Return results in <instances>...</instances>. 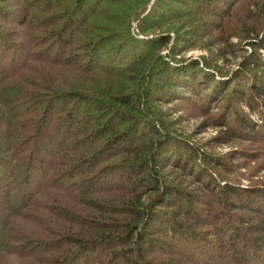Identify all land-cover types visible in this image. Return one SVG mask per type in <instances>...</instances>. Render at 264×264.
I'll list each match as a JSON object with an SVG mask.
<instances>
[{
    "label": "trees",
    "instance_id": "trees-1",
    "mask_svg": "<svg viewBox=\"0 0 264 264\" xmlns=\"http://www.w3.org/2000/svg\"><path fill=\"white\" fill-rule=\"evenodd\" d=\"M188 2L209 0H0V264H264V206L257 201L264 188L220 185L225 174L211 165V195L202 200L208 220L194 206L200 196L163 180L168 166L192 173L200 164L191 150L173 160L169 134L159 139L160 112L150 104L179 96L182 68L176 72L159 55L171 37L147 32L189 14L182 12ZM232 2L215 25L221 34ZM12 3L22 16L10 18ZM252 16L264 24V9ZM197 19H187L195 23L191 35ZM11 23L19 29H3ZM245 34L263 59L264 33ZM253 63L256 70L263 62ZM155 71L168 80L152 81ZM220 83L214 79L209 96L220 87L221 122L230 128L237 121V135H259L233 107L247 98L251 110L259 103L264 110V88ZM190 84L200 90L195 77ZM235 210L251 214L243 219Z\"/></svg>",
    "mask_w": 264,
    "mask_h": 264
},
{
    "label": "rangeland",
    "instance_id": "rangeland-1",
    "mask_svg": "<svg viewBox=\"0 0 264 264\" xmlns=\"http://www.w3.org/2000/svg\"><path fill=\"white\" fill-rule=\"evenodd\" d=\"M230 1L234 3L232 18H224L227 33L221 34L219 30H216L215 25L229 12L225 10L228 9L227 4ZM209 2L211 5L207 4ZM209 2L200 4L199 6L196 3L188 2L190 7L183 6L182 12L186 11L189 14L181 17L177 21L163 23L159 28L157 27L147 32L148 38L161 33H165L171 37L169 43L161 48L159 55L164 56L169 67L178 68L176 72L179 71V68H182V71L178 73L179 84L177 93L179 96L177 98H169L164 95L163 102L150 104L153 110H155V113L160 112L154 116L155 128L160 130L161 134L159 139H163L165 134H169L170 141L167 149L173 160L178 157L176 154L183 158L191 150L194 154L198 155L197 157L199 159L197 163L200 164V170L198 171L196 168V171L192 173H190L189 169L168 166L163 172V180L165 182L171 181L174 185L181 186L182 189L184 188V191L192 192L200 196V203L194 206L198 208L199 212L202 213V217L205 219L208 218L203 213L202 200H204L203 197L208 198L209 194L211 195V182L206 176L208 173L211 175V165L216 170L219 168L221 174H225V180L218 179L220 185L223 183H231L235 188L250 186L260 187L256 188V190L264 188V110L262 109L261 103H259L258 110L256 108L251 110L248 106V101H246L247 98H245L240 104L236 103L235 105L237 106L233 107L239 113L245 115L246 121L250 120L252 122V126L256 132L262 130L259 135L247 132L246 134H250V136L243 137L240 134L237 135L233 130L234 127H238L236 126V124L238 125L237 121L231 120L232 125H230V128L221 122L223 114L226 111L224 109L226 101L220 99V87L219 90L215 91L218 96L215 95L212 98L211 95L209 96L211 83H214V79L220 80V85H225L230 90L233 81H237L239 85L244 82L247 88L252 85L250 82H253L255 88H264V49H260L259 53L263 59H259L258 56L256 57L251 53L250 50L252 48L246 43L249 39H246L247 37L245 36V32L249 29L255 30L259 36L264 33V24H262V21L256 20L255 16H252L261 15L264 9V0H209ZM250 3H253V5ZM196 5L198 7L194 10L193 7ZM208 5L210 6L207 7ZM7 7L9 10L14 9L15 11V13L8 11L10 18L14 17L12 19H15L18 16H22L23 11H21L18 5L12 3V5L10 4ZM125 10L128 11V9ZM190 17L198 18L196 21L198 26L194 28L196 31L194 35L188 32L192 28L191 26L195 24L191 23L192 20H189L190 23L187 22V19ZM259 18L263 19L262 17ZM93 20L94 18L90 19V21ZM204 21L209 23H201ZM99 22L105 23L102 18H99ZM137 22L138 17H135V20L133 19L130 22V31L133 33L137 32ZM9 27L11 29H19V26L16 27L14 23L4 25L3 29ZM230 32H232L231 34L237 33L240 38L230 37ZM177 36L187 39L181 44V42H176ZM50 54H54V51H51ZM253 60L263 62L261 69L255 70V63L251 65ZM124 61L130 62V60ZM252 67L253 69H251ZM247 69H251V72L247 71ZM196 71L198 73L193 77H195V81L198 83L196 88L198 87L200 89L199 91L190 84V80L193 77L189 74H192V72L196 73ZM97 73L100 74L101 72ZM86 74L90 75L88 72ZM169 75V73L167 75L156 74L155 71L152 81L160 80L162 82L168 80L167 77ZM84 77L86 76L84 75ZM235 78L238 80H235ZM205 90L207 91L206 93L203 92ZM198 95L202 98L201 102L198 100ZM157 100L155 99V101ZM142 130L146 132V129L142 128ZM168 152L167 154H169ZM213 176L216 177V174L214 173ZM110 177H112L113 181L115 180L114 176ZM104 184L102 182V185ZM99 185H101L100 182L99 184H94L96 188ZM242 198L244 199V196ZM244 201L246 200H243L241 204H244ZM257 201L259 203L258 206L261 205L262 208L264 206V200L259 197ZM234 213L238 217H243V219L251 214L248 212L242 213L239 210H235ZM231 218L234 219L235 217L231 215ZM234 220L238 226H241L242 221L238 223V220ZM213 222L218 224L219 220L216 218ZM200 244L204 246L203 242ZM166 246L170 247V250H173L175 253L177 249L181 250L177 242L176 244L174 242L170 244L167 241ZM16 253L18 254V250H16ZM176 254L181 255L178 252ZM182 256L185 258V255L182 254ZM11 261L12 258H8L3 263L7 264ZM78 262L79 260L76 261V264H81V262ZM196 262L200 263V260H196Z\"/></svg>",
    "mask_w": 264,
    "mask_h": 264
}]
</instances>
